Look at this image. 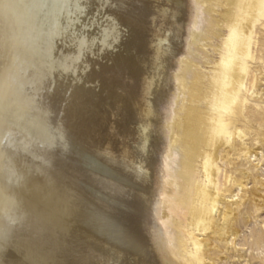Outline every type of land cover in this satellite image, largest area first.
<instances>
[{"label": "bare ground", "instance_id": "obj_1", "mask_svg": "<svg viewBox=\"0 0 264 264\" xmlns=\"http://www.w3.org/2000/svg\"><path fill=\"white\" fill-rule=\"evenodd\" d=\"M128 1L133 10L127 14L129 19L110 22L107 29H97L91 39L89 33L90 40L80 37L76 44L91 48L96 41L93 37L99 35L96 53H101L100 57L104 58L113 44L118 52L128 55L117 93L112 92L110 97L115 107L111 127L115 143L98 154L73 147L81 174L72 173L69 183L62 186L49 174L47 152L54 144L64 145L63 134L47 121L42 111L45 106L42 109L34 106L32 98L18 90L20 78L31 75L29 67L35 64L34 48L30 53L28 40L38 27L40 14L46 17L55 14L50 6L52 0H0V264H48L45 262L48 257L35 247L30 232L35 234L49 224L53 227L52 212L49 215L44 206L45 198L53 195L51 202L62 203L67 209L79 206L86 223L91 225L84 230L87 241L81 236L78 246L71 248L70 255L76 256L73 259L78 264H97L92 256L100 258L101 264H205L202 257L214 252L217 245L206 240L193 241V251L189 252L187 242L193 232L213 229L220 242L236 234L234 211L218 212L217 201L223 200L219 191L225 193L228 188L220 190L217 160H221L218 157L221 148L228 149L226 160L242 151L229 143L228 122L234 116L233 107L239 94L247 91V61L256 60L250 44L257 28L263 25L264 0H224L223 18L230 35L223 44L227 55L219 65V80L209 95V105L215 113L206 111L196 119H185L188 131L180 128L179 145L172 136L175 108L180 85L185 86L192 75L191 68H182L183 60L188 58L197 66V54L202 51L196 44L205 39L203 31L213 33L217 24L206 15L204 3L213 4L216 0ZM106 2L100 1L98 6ZM123 2H116L118 12L124 10ZM131 14L140 18L133 19ZM44 29L55 38L57 32L54 34L49 26ZM135 41L140 45L134 46ZM56 57L55 63L62 71L75 63L67 55ZM109 88L108 85L106 89ZM243 137L238 130L235 132V142ZM243 156L251 157V153L244 148ZM200 158L204 160L202 170L207 189H201L196 182L194 166ZM182 164L188 166V175L179 171ZM228 178L226 184L235 183L236 179ZM248 179L244 175L242 181ZM240 186L245 188L244 183ZM164 199L168 216L160 209Z\"/></svg>", "mask_w": 264, "mask_h": 264}, {"label": "rangeland", "instance_id": "obj_2", "mask_svg": "<svg viewBox=\"0 0 264 264\" xmlns=\"http://www.w3.org/2000/svg\"><path fill=\"white\" fill-rule=\"evenodd\" d=\"M100 1L104 2V0H69L67 2L69 6L65 4L62 8V5L66 3L65 0H52L50 6L55 14H49L50 16L47 15L48 18L43 13L40 14L37 25L43 28V32L40 27L38 28L35 26L36 29L34 28L31 37L29 36V51L31 53V50L34 48L32 50V56L34 57L33 60L35 59V64L33 63L34 65L29 67L31 75L28 74L26 76V74H24L25 76L23 75L20 78L21 81L18 82V90L24 95L29 96V98H32L30 100L34 106L41 107L40 109L45 106L42 111L45 112L47 121L49 120L48 122L50 125L53 124L52 126L57 127L60 135L63 134L61 137L62 142L64 141V145L60 146L61 143L54 144L47 152L49 174L52 175L51 177L54 178L57 183H62V186H65L67 182L69 183V176H72V173L81 174L79 171L80 166L79 168L77 167L78 160L73 151V147L98 154L101 153L102 149L106 146H113L115 143L114 133L111 130V127L114 126H112V124L113 116L115 115V107L110 97L112 92L117 93L118 79L123 70L122 66L125 62L124 59L128 57V55L126 56V54L118 52L119 49L113 44L114 47L112 46L107 51L109 55L106 54L104 58L100 57L101 53L100 55L96 53L98 49L97 44H99V35L93 37L96 38V41L91 48H87V46L86 48H80L76 44L82 37H87L86 40H90L93 34L98 33L97 29H107L110 22L116 23L117 20L119 21L120 18L125 17L129 19L130 15L127 14L130 9L131 12L133 10L131 4L127 5V2H129L128 0H124L121 6V9L124 10H120L119 12L116 6L117 0H106L107 2L103 4L106 8H102L103 6L100 5L98 6ZM70 2L72 4H70ZM204 5L206 7V15H210L211 20L217 24L213 27V33H209L210 31L206 32V30L203 31V34L207 38L205 37L204 40L198 41L196 44V47L202 51V53L197 54V66L189 61L188 58L183 60L184 64L182 68H191L192 75L186 81L185 86L180 85L179 98L175 108L176 121L172 133L173 140L176 141L177 144L181 141L180 128H183L184 132L188 131L184 124L185 119L188 117L196 119L199 116H203V113L206 111L215 113V111L211 110L212 108L209 105L211 103L210 94H213L215 91V85L221 74L219 65H221L222 59L227 55L226 46L223 44H225L224 42H226L230 33L225 27V20L223 18V14L225 13V2L224 0H216L213 4L204 3ZM59 8H61V10H59ZM91 8H93V10H91ZM42 11L44 12L46 10ZM131 16L133 19L140 18V16L136 14H131ZM261 23L263 25L257 28L256 35L250 44L251 53L256 60L247 61L249 71L247 91H241L239 94V101L233 107L234 116L231 117L232 120L228 122V132L230 133L229 143L231 144L233 142L232 144H235L236 148L242 151L237 155H232L230 159L226 160L225 152L228 149L225 147L221 148L218 152V157H220L221 160H217L220 190H223L224 187L228 188V191L225 193L219 191V196H221L223 200L219 201L218 199L217 201L218 212L225 213L230 210L234 211L236 216L234 217L233 226L236 234L227 241L220 242L216 239V236L213 235V229L207 232H202V229L193 232L192 240L190 239L187 242L189 252L193 251V241L203 243V241L206 240L207 243H212L213 246L217 245L215 249L217 253L214 250V252L208 256L202 257L204 258L205 264H264V20ZM44 26H49L51 30H53V33L57 32V34L54 33L56 34L55 38L53 34L49 35L44 31V28H46ZM61 26H63V28ZM64 28H67V30ZM74 32L75 34H73ZM89 33L91 36L90 39L87 36ZM32 38H35V40ZM66 39H68L69 42H67ZM51 41H53L52 45ZM133 45H140L139 41ZM90 50L91 52L89 53ZM58 54L71 57L75 63H73L72 67L68 70L62 71L61 67L55 63L57 58L56 55ZM30 61H32V59ZM44 65L46 66L44 67ZM33 70L34 72H32ZM66 72L69 75H67ZM78 75H83V79L80 76L78 77ZM25 79L27 80L25 81ZM73 80L76 81L74 82ZM108 85L110 86L109 90L106 89ZM48 86H50V88ZM55 102L57 104H55ZM63 110H66V113ZM237 130L244 137L242 138L243 140H237L235 142V132ZM244 148L251 153V157L245 158V156H243ZM170 162V159H168L167 163ZM203 162L204 160L202 158L195 161L194 168L197 171L196 182L201 189H207L202 170ZM179 171L183 172L185 175L189 174V168L184 164L180 166ZM244 175L249 177L248 182L245 180L242 181ZM228 177L236 179L235 183L233 184L232 182L230 186L229 183L226 184ZM228 180L230 181V178H228ZM241 183L245 184V188L241 189ZM54 197L55 195L47 196L44 205L45 211L49 215L52 212L50 217H52L53 227L49 224V227L44 230H37L35 234L30 232V237L35 241V247L43 251L46 258L48 257L47 261L45 260L48 264H78V262L73 259L76 256L73 255V257L70 255L71 248L73 245V247H76V244L78 246L81 236H84L83 240L87 241L86 231L84 230L91 225L86 223L87 219L79 206H68V210L65 208L66 205H62V203L57 204V202H51V200H54ZM179 199L180 197L178 200ZM164 200L163 203L160 204V209L162 208L161 212L168 216V204H166L167 201ZM165 220L166 218H164V221ZM70 227L72 231H70ZM70 257L72 260H70ZM91 259L95 260L97 264H101L99 261L100 258L97 256H92Z\"/></svg>", "mask_w": 264, "mask_h": 264}]
</instances>
